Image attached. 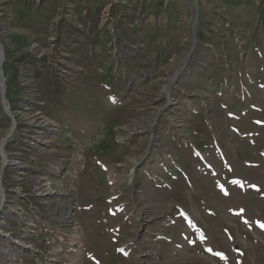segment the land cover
I'll list each match as a JSON object with an SVG mask.
<instances>
[{"label": "rangeland", "instance_id": "374dc122", "mask_svg": "<svg viewBox=\"0 0 264 264\" xmlns=\"http://www.w3.org/2000/svg\"><path fill=\"white\" fill-rule=\"evenodd\" d=\"M0 264H264V0H0Z\"/></svg>", "mask_w": 264, "mask_h": 264}, {"label": "bare ground", "instance_id": "6f19581e", "mask_svg": "<svg viewBox=\"0 0 264 264\" xmlns=\"http://www.w3.org/2000/svg\"><path fill=\"white\" fill-rule=\"evenodd\" d=\"M3 60H4V50H3V48H1V45H0V82H2L3 83V80L1 79L2 78V62H3Z\"/></svg>", "mask_w": 264, "mask_h": 264}]
</instances>
